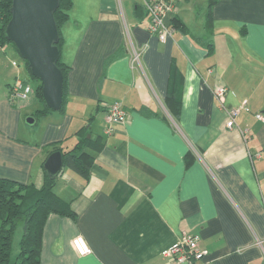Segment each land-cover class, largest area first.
I'll list each match as a JSON object with an SVG mask.
<instances>
[{
	"label": "crops",
	"instance_id": "0c3cea01",
	"mask_svg": "<svg viewBox=\"0 0 264 264\" xmlns=\"http://www.w3.org/2000/svg\"><path fill=\"white\" fill-rule=\"evenodd\" d=\"M141 3L73 0L69 17L78 18L61 48L66 104L41 121L36 99L16 102L21 109L9 102L19 72L14 49L0 46L3 80L6 61L16 73L0 98V178L40 185L46 158L71 150L83 127L104 144L87 178L60 173L54 191L75 219L48 216L40 264H176L161 252L182 232L198 236L200 264H264V123L255 118L264 116V0H175L167 21L177 26L164 43L147 32ZM127 35L146 45L142 71L130 66ZM218 86L226 107L247 104L236 129L212 96ZM171 88L176 116L165 103ZM115 101L128 119L106 133L105 107ZM30 109L37 128L24 144L18 125ZM77 236L90 254L75 252Z\"/></svg>",
	"mask_w": 264,
	"mask_h": 264
},
{
	"label": "trees",
	"instance_id": "16d2710c",
	"mask_svg": "<svg viewBox=\"0 0 264 264\" xmlns=\"http://www.w3.org/2000/svg\"><path fill=\"white\" fill-rule=\"evenodd\" d=\"M11 4L12 0H0V46L10 43L16 50L15 46L6 40L4 35L6 25L10 19ZM72 6L73 0H59V7L54 12V20L59 33L57 43L59 59L56 65L63 76L60 112L64 110L66 104L67 75L70 69L62 61L61 48L63 38L60 33V27L68 21ZM135 11L144 12L140 6H136ZM174 23L177 26L176 22ZM23 61L31 78L35 79L30 73L27 62ZM34 92L35 96L43 104V109L37 111L36 116L52 112L42 98L41 83L39 81ZM165 103L171 114L175 116L179 114L181 103L178 99L176 88L169 90L165 97ZM75 135L78 140L71 150L55 149V151L61 152L63 158V166L60 173L64 168H68L77 175L87 178L90 168L94 164V154L99 152L104 144L100 136L95 138L92 136L90 127L81 128ZM87 135H90V137L88 138ZM60 173L55 178L50 179L43 170V180L39 186L0 178V264H40L42 233L48 216L55 214L75 219V213L71 210L70 204L64 202L54 191V186ZM19 225L22 233L17 242V250L13 253V238Z\"/></svg>",
	"mask_w": 264,
	"mask_h": 264
},
{
	"label": "water",
	"instance_id": "95a60500",
	"mask_svg": "<svg viewBox=\"0 0 264 264\" xmlns=\"http://www.w3.org/2000/svg\"><path fill=\"white\" fill-rule=\"evenodd\" d=\"M58 7L59 0H12L10 19L4 32L6 40L27 62L31 75L41 83L42 98L54 112L61 108L63 93V76L56 65L59 33L54 12ZM27 122L32 124L34 119L30 117ZM62 166V154L55 151L44 161L43 170L53 179Z\"/></svg>",
	"mask_w": 264,
	"mask_h": 264
},
{
	"label": "built area",
	"instance_id": "2783aa9c",
	"mask_svg": "<svg viewBox=\"0 0 264 264\" xmlns=\"http://www.w3.org/2000/svg\"><path fill=\"white\" fill-rule=\"evenodd\" d=\"M120 1L117 0L119 4ZM174 3L175 0H142L141 7L144 10L148 22L147 32L156 36L160 43H164L167 39L172 38L175 32V26L170 21H167L168 16H171L175 11ZM126 39L130 66L132 69L142 71L141 58L146 45L138 48L133 44L129 35H127ZM12 65L15 67L18 66L16 62H12ZM31 92V86L20 77H16L9 87V101L12 104L25 101L29 98ZM226 92L227 88L224 86H218L211 91L214 100L227 116L225 126L229 130H232L237 128L236 117L240 110H248V108L245 102H242L237 108L226 107ZM105 111L106 133L112 132L114 126L124 124L128 119L126 111L118 101L107 105ZM255 118L264 123V116L261 113H256ZM72 246L79 256L91 253L90 248L81 236H77L72 240ZM161 255L176 264H200L205 256V251L200 247L198 236L188 232H182L176 242L163 250Z\"/></svg>",
	"mask_w": 264,
	"mask_h": 264
},
{
	"label": "rangeland",
	"instance_id": "374dc122",
	"mask_svg": "<svg viewBox=\"0 0 264 264\" xmlns=\"http://www.w3.org/2000/svg\"><path fill=\"white\" fill-rule=\"evenodd\" d=\"M76 13H77V11L73 10V12L71 13V16L69 17L68 21L61 25L60 33H61L62 38H63V36L66 33H70V32L74 31V28H73L72 24H73L74 19L78 18ZM85 16L86 15L83 13V17H85ZM70 28H71V31L69 30ZM63 44H62V46H63ZM5 45L8 46L9 48H11L12 50L14 49V47L10 43H5ZM13 52L15 54V58L14 59L19 63V66L15 68V70H18V72H19L18 73V77H20L22 80H24V82L28 83L31 86L32 92L30 94V98L36 99V102H38V104H39L38 107H40L39 109L43 108V104L36 98L35 92H34L35 88L38 85V81L36 79L31 78V76L29 75V73H28V71L26 69V66H25V63H24L23 59L19 56V54L16 52L15 49L13 50ZM5 64H7V66H8L7 67L8 73H7V77L6 78H8L9 80L8 81L3 80L4 75L2 76V71H1V68H0V98L4 94V92L5 93L7 92L6 84L9 81L12 80L13 74H16L15 70L14 71L10 70V65H9V63L7 61H6ZM13 81H14V79H13ZM14 104H16V105H14V108L21 109L20 105H19L20 103H14ZM33 110L34 109L21 111V117H20L19 125H18V141L20 143H24V144H33L34 143V140L32 141L31 139L34 138L33 137V135H34L33 132L37 128V125H36V123H32L31 124V123L27 122V119L31 117L30 114L33 113ZM36 117H37L38 120L41 121L42 118H41L40 115L36 116ZM31 118H33V117H31ZM97 126H98V121H95L93 123V125H92L93 133L97 129ZM50 149H51V146H48V145L47 146L45 145L43 147V150H44L45 153H48L50 151ZM66 170L67 169L65 168L64 172H66ZM60 176L56 180V183H58L60 181ZM36 181L37 180L35 178H33L32 180H30V182H28V184H34L35 186H38L39 184H37ZM56 186L57 185L54 186L55 191H56ZM21 231H22V229H21V227L19 225V228L16 231L15 236L13 238V253L17 250V242H18V239H19V237H20V235L22 233Z\"/></svg>",
	"mask_w": 264,
	"mask_h": 264
}]
</instances>
